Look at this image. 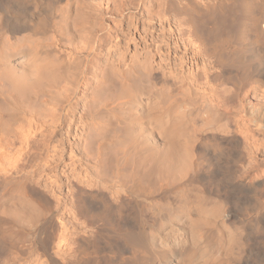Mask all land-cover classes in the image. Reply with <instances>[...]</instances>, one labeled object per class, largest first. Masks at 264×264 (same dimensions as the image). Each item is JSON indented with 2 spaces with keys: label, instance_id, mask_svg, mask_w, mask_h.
Returning a JSON list of instances; mask_svg holds the SVG:
<instances>
[{
  "label": "bare ground",
  "instance_id": "1",
  "mask_svg": "<svg viewBox=\"0 0 264 264\" xmlns=\"http://www.w3.org/2000/svg\"><path fill=\"white\" fill-rule=\"evenodd\" d=\"M106 1L0 0V136L50 117L53 131L67 126L54 155L68 151L82 168L66 185V227L54 210L47 217L66 229L69 253L48 262L264 264V156L242 166L255 150L229 105L239 83L264 85V0H183L173 15L166 0ZM137 8L150 27L154 16L178 25L198 72L172 79L147 30L107 28L112 14ZM199 78L220 81L208 95ZM250 115L264 127V108ZM0 209L25 225L43 215L40 199L19 201L27 218ZM3 224L2 251L12 229Z\"/></svg>",
  "mask_w": 264,
  "mask_h": 264
},
{
  "label": "rangeland",
  "instance_id": "2",
  "mask_svg": "<svg viewBox=\"0 0 264 264\" xmlns=\"http://www.w3.org/2000/svg\"><path fill=\"white\" fill-rule=\"evenodd\" d=\"M129 1L137 4L139 0H107L106 2L111 8L117 4L127 5ZM182 1L166 0L168 13L173 15L174 10L183 4ZM147 16L148 14L143 9L137 8L131 14L127 11L123 12V16L117 17V13H114L105 23L107 28L117 25L118 30L123 29L124 31L129 25V32L135 37L142 36L143 31L147 30V38L153 40L155 46L161 49L155 63L161 62L160 65L168 77L183 81V76L188 73L187 69L195 70L193 73L198 72L202 61L194 57V51L184 42L178 31V25L173 20L159 23L154 16L151 19L155 25L150 27ZM112 39L113 37L109 36L104 46L109 45ZM104 52L101 56L102 60L108 58ZM181 57H185V63L181 62ZM219 81L199 78L197 80L199 92L204 91L210 95ZM85 82L87 79L81 84L77 98L82 96ZM239 84L241 85L237 97L229 103L233 112L230 123L240 141L250 146L251 150H255L254 156L249 153L248 157L242 161L244 167L250 161L257 160L258 156H264V127L257 125L250 115V111L253 110L259 114L264 108V85L252 82L250 79ZM244 99L250 102L243 104ZM56 117H58L57 113ZM26 121L16 129L15 133L0 136V142L2 140L0 143V208L5 205L7 210L17 211L20 200L40 199L43 215L39 222L35 220L36 222L25 225L15 221L14 215L10 217V215L0 213L2 214L0 215V230L6 227L3 224L5 221L12 224L9 235L3 241L9 245H7L8 249L0 250V264H50L47 260L49 255L54 256L59 262H64L69 253L65 246L67 231L62 230L67 221L66 215L63 214L64 200H66L64 195L69 181L76 182L81 179L82 168L76 161V157L70 160L68 151H65L61 157L53 153L54 149L51 145L59 144L58 139L61 138L62 133L64 134L66 125L63 131L58 129L53 131L56 124L50 117L30 118ZM62 141H64L63 135ZM52 210L59 221L63 220L61 221L62 227L53 226V222L48 221L47 217ZM17 212L21 213L24 218L30 216L28 212L25 213L20 209ZM62 232L65 235H61ZM59 235L65 237L62 239Z\"/></svg>",
  "mask_w": 264,
  "mask_h": 264
}]
</instances>
